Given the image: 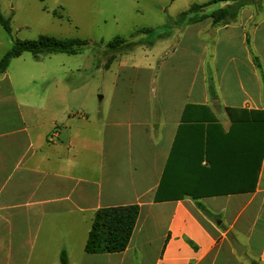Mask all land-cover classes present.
Instances as JSON below:
<instances>
[{
  "label": "crops",
  "instance_id": "obj_1",
  "mask_svg": "<svg viewBox=\"0 0 264 264\" xmlns=\"http://www.w3.org/2000/svg\"><path fill=\"white\" fill-rule=\"evenodd\" d=\"M174 32L195 70L139 65L122 88L137 106L99 119L79 88L0 77V264H61L63 252L68 264H264V0ZM187 191L212 195L156 199ZM130 205L141 210L127 250L86 253L97 211Z\"/></svg>",
  "mask_w": 264,
  "mask_h": 264
},
{
  "label": "rangeland",
  "instance_id": "obj_2",
  "mask_svg": "<svg viewBox=\"0 0 264 264\" xmlns=\"http://www.w3.org/2000/svg\"><path fill=\"white\" fill-rule=\"evenodd\" d=\"M168 3V0H0L2 15L10 20L13 29L10 35L0 25V59L16 40H36L40 35L87 40L90 45L75 56L54 54L37 60L25 53L12 61L7 74L16 86L29 85L48 91L64 85L79 88L80 105L86 104V111L99 119L102 117L96 111L105 112L115 104L133 102L137 106V93L128 95L122 88L134 85L132 76L139 65L157 64L160 59V64H165L162 72L195 70L193 62L175 57L189 50L173 38L175 30L167 27L171 16L180 15L187 8L178 3L163 11ZM220 4L212 5L208 12L218 10ZM142 29L155 31L154 44L147 43L148 34H139L138 39L143 38L145 44L117 54L108 67L111 56L104 53L105 45L117 37L131 40ZM167 32L171 33L163 37ZM192 50L200 52L197 42ZM132 96L135 99L129 98ZM150 96H154L152 91ZM250 257L247 251L242 258L248 261Z\"/></svg>",
  "mask_w": 264,
  "mask_h": 264
},
{
  "label": "trees",
  "instance_id": "obj_3",
  "mask_svg": "<svg viewBox=\"0 0 264 264\" xmlns=\"http://www.w3.org/2000/svg\"><path fill=\"white\" fill-rule=\"evenodd\" d=\"M257 0H212L204 4H193L191 7L182 12L176 18H170L168 29H178L188 25L198 24L207 19H211L214 26L226 25L234 21L240 12V9ZM259 1V0H258ZM233 3L226 8H221L213 12H208V9L214 4ZM0 25L5 31L12 35L13 29L9 19H5L0 9ZM154 30L142 29L131 36V40L122 37H117L105 45L104 53L110 55L108 67L114 60L115 56L125 51H131L136 45H143V38L138 39L139 34H148L150 41L147 43L153 45L156 41ZM171 33V32H170ZM170 33L164 34L167 38ZM137 38L138 40L134 41ZM90 43L87 40L74 38H57L50 35H40L36 40H16L13 47L5 53L0 59V76L5 75L16 58L21 57L25 53H30L35 59L39 60L42 56L54 54H66L75 56L82 53ZM231 109H228L229 114H232ZM169 169H166L165 178L168 176ZM163 185V182H162ZM233 190H225L223 195L231 193ZM249 191V190H243ZM161 192V189H160ZM190 196L195 200L212 195L208 192L196 193L194 191L184 192L180 196H157V201L182 199L184 196ZM140 207L138 205L121 206L103 208L97 211L92 228L86 244V253L88 254H114L121 253L127 250L130 245L132 236L136 229L139 217ZM204 212H207L202 208ZM61 264H68L67 254H61ZM253 264H259L253 262Z\"/></svg>",
  "mask_w": 264,
  "mask_h": 264
},
{
  "label": "water",
  "instance_id": "obj_4",
  "mask_svg": "<svg viewBox=\"0 0 264 264\" xmlns=\"http://www.w3.org/2000/svg\"><path fill=\"white\" fill-rule=\"evenodd\" d=\"M233 245L236 249V251L238 252L239 255H241L244 251V247H242L237 241L236 239H233Z\"/></svg>",
  "mask_w": 264,
  "mask_h": 264
}]
</instances>
